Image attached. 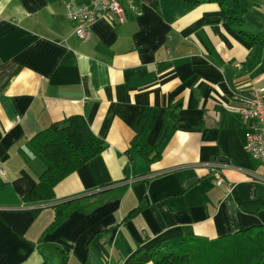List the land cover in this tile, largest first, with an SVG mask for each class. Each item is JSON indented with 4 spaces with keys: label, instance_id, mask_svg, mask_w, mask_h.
Returning <instances> with one entry per match:
<instances>
[{
    "label": "crops",
    "instance_id": "obj_1",
    "mask_svg": "<svg viewBox=\"0 0 264 264\" xmlns=\"http://www.w3.org/2000/svg\"><path fill=\"white\" fill-rule=\"evenodd\" d=\"M67 2L90 0H0V264H138L185 238L263 224L264 164L244 148L233 94L264 89V44L249 38L264 33V0L245 13V33L217 2H124L126 19L96 20L88 40ZM77 115L106 149L52 201L27 204L31 163L48 167L27 162L29 141ZM99 191L115 195L50 229L55 204Z\"/></svg>",
    "mask_w": 264,
    "mask_h": 264
},
{
    "label": "trees",
    "instance_id": "obj_2",
    "mask_svg": "<svg viewBox=\"0 0 264 264\" xmlns=\"http://www.w3.org/2000/svg\"><path fill=\"white\" fill-rule=\"evenodd\" d=\"M183 1L217 2L226 20L240 33H245L242 29L245 13L257 4V0ZM249 38L264 44V33L250 35ZM162 112L165 119L171 115L169 123L174 121V111ZM105 149V141L91 130L83 116H71L39 132L29 141V153L25 154V158L30 163L32 156L43 157L48 162V167L40 172L36 164L31 163V167L37 172L38 184L25 196L24 201L31 205L52 201L55 198V186L62 179ZM4 186L5 182L0 178V190ZM114 195L109 191H99L55 204V220L50 229L59 225L73 211H90ZM138 209L140 208L135 210ZM148 259L155 264H264V223L213 240L185 238L154 254L142 252L137 256L138 264Z\"/></svg>",
    "mask_w": 264,
    "mask_h": 264
},
{
    "label": "built area",
    "instance_id": "obj_3",
    "mask_svg": "<svg viewBox=\"0 0 264 264\" xmlns=\"http://www.w3.org/2000/svg\"><path fill=\"white\" fill-rule=\"evenodd\" d=\"M124 2L137 10L135 0H90L89 3L77 8H74L71 2H67L65 14L75 23L76 36L81 40H88L91 24L96 20L116 18L124 21L126 19ZM233 97L242 103L240 115L248 125L244 148L251 157L264 164V89L254 88L246 92H235ZM218 167L220 165L213 164L211 170L220 185L224 179Z\"/></svg>",
    "mask_w": 264,
    "mask_h": 264
}]
</instances>
